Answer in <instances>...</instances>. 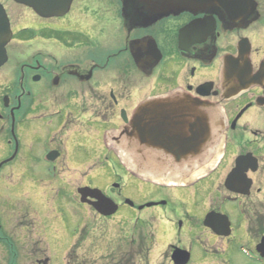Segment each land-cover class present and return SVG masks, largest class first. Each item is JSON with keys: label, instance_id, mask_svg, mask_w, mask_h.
Segmentation results:
<instances>
[{"label": "flooded vegetation", "instance_id": "obj_1", "mask_svg": "<svg viewBox=\"0 0 264 264\" xmlns=\"http://www.w3.org/2000/svg\"><path fill=\"white\" fill-rule=\"evenodd\" d=\"M0 4L12 34L0 66L10 65L0 123L11 151L0 169L21 144L44 140L42 207L56 222L66 202L76 213L87 206L104 220H136L130 244L142 254L122 264H176V248L189 253L183 264H264V0H71L45 17ZM83 187L115 212L80 202ZM12 196L15 221L0 215V258L50 264L68 227L36 229ZM159 227L171 237L163 260L148 258ZM34 230L23 256L19 236ZM80 237L63 264L75 263L72 250L81 258Z\"/></svg>", "mask_w": 264, "mask_h": 264}, {"label": "rangeland", "instance_id": "obj_2", "mask_svg": "<svg viewBox=\"0 0 264 264\" xmlns=\"http://www.w3.org/2000/svg\"><path fill=\"white\" fill-rule=\"evenodd\" d=\"M0 2L5 3V0H0ZM18 44L19 43H17V45ZM10 45L13 47L15 46V43ZM18 46L25 47L24 45ZM9 69V64H6L0 69V82L2 84L4 83V85L6 84V81H8L7 79L11 77V74L5 75ZM40 87V85H33L32 89L39 90ZM1 127H3L2 130ZM5 128H7V126L0 123V160L6 157L11 151L10 145L5 143V140L8 138ZM20 143H22L21 140ZM45 149L46 146L44 145V140L33 145H27V143H24L23 146V144H21L16 160L4 165L0 169V204L3 209L8 211L0 210V215L2 214V222L11 223L15 221L11 218L10 213L11 196H17L14 200V206H16L18 213H20L18 216L23 217L22 215L27 212L30 213V215L26 217L27 220L24 222L33 223L36 229L37 225L41 224L44 226L46 222L52 224V229H59L62 228V226L68 227V231H63L65 232V236H63L64 241L61 243L60 250L51 253L50 264H63V262L65 263V261L68 260V258H65V255L68 254L70 246L74 244L77 231L80 232V238H82L81 247L78 250V253L81 255V258L83 257V259L85 258L86 260H89V264L92 260L97 259V257L101 255L104 256L105 254H109L112 256L113 250L115 259L120 258L125 260L126 258H140L137 254L133 255L132 251L135 250V247L130 244V240L135 238L139 233L138 231L141 229L135 223L136 220L133 218L128 222V220H125L121 214H118L104 220L98 218L87 206L82 208V212L76 213L73 207L66 202L64 205L65 211H63L64 213L62 214L63 218L56 222L54 218H52L53 214L48 212V207H42V204L47 202V198L45 197L46 194L44 192L47 184L45 175L47 166L43 160V152ZM27 150L31 151L33 156H39V154H42L40 161L37 163L32 162ZM11 171H13V173H11ZM118 181L120 184L124 182L122 179L117 180V182ZM42 209L46 210L43 211ZM53 210H55V208H53ZM78 215H81V221H78ZM136 217H139L137 212ZM75 222L78 226H75ZM75 229H77L76 232H74ZM36 232L37 230L33 231L32 237H29L28 235H25V237H21L23 235L19 236L23 241L22 244H20L22 246L18 247L21 255L25 256V252H27L25 249H27V247L30 249V243L37 240L36 234H34ZM52 234L51 231V235ZM170 238V235L165 232V229L159 227L155 236V244L151 249L148 258H158V260L169 258V251L167 249L165 250V248L169 243ZM43 240L41 239V242L37 243V245H41ZM45 242L46 241L44 240L43 243L45 244ZM124 246L126 247V253L123 252ZM34 259L36 258H18V264H30ZM231 259L233 262L239 261V258ZM7 260L8 258H0V264L1 262H5L4 264H6ZM69 262H72V260Z\"/></svg>", "mask_w": 264, "mask_h": 264}, {"label": "water", "instance_id": "obj_3", "mask_svg": "<svg viewBox=\"0 0 264 264\" xmlns=\"http://www.w3.org/2000/svg\"><path fill=\"white\" fill-rule=\"evenodd\" d=\"M16 3L30 7L39 16H56L62 14L68 7L71 0H13ZM8 18L4 8L0 4V66L6 60L5 47L11 39ZM1 165V164H0ZM80 201L92 205L99 214L103 216L111 215L115 212V206L98 189L83 187L78 190ZM90 199H96L97 202H91ZM151 204H147L149 206ZM141 208V207H140ZM171 258L176 264H183L189 258V253L182 249H174Z\"/></svg>", "mask_w": 264, "mask_h": 264}, {"label": "trees", "instance_id": "obj_4", "mask_svg": "<svg viewBox=\"0 0 264 264\" xmlns=\"http://www.w3.org/2000/svg\"><path fill=\"white\" fill-rule=\"evenodd\" d=\"M73 248H75V247H73ZM120 251H117V252H120ZM141 252H142L141 247H138L137 250L135 251V253L136 254L139 253V255L142 254ZM74 254H75V252H74V250H72L71 254L69 255V256L73 257V259L75 261V263H73V264H89V260H86L85 258L84 259L83 258H80V259L75 258ZM121 260L122 259H120V258H117V259L114 258V250H113L112 251V259L109 260L108 263L106 262L105 264H122ZM90 264H93V261H91Z\"/></svg>", "mask_w": 264, "mask_h": 264}]
</instances>
